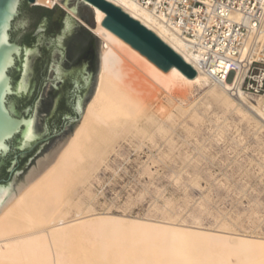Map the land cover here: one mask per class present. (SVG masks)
<instances>
[{"label": "bare ground", "instance_id": "obj_1", "mask_svg": "<svg viewBox=\"0 0 264 264\" xmlns=\"http://www.w3.org/2000/svg\"><path fill=\"white\" fill-rule=\"evenodd\" d=\"M108 1L180 54L197 71L196 79L176 67L161 72L102 26L103 11L83 1L93 10L95 22L93 28L84 25L103 44L97 85L57 162L0 214V264H264V238L78 209L76 188L99 162L98 152L107 151L119 136L147 133L143 127L148 121L152 136L167 134L152 104L146 105L150 96L159 99L165 94L172 104L176 85L189 91L206 87L222 107L238 106L264 127L263 98L243 93L233 79L223 80L229 65L217 60L209 66L211 46L183 39L172 25L131 0ZM54 2L77 18L69 0H37L50 9ZM124 57L137 61L151 81L135 82L137 74L131 77L126 72ZM241 80L240 76L236 82ZM177 108L184 112L181 105ZM74 207L75 215L69 218Z\"/></svg>", "mask_w": 264, "mask_h": 264}, {"label": "rangeland", "instance_id": "obj_2", "mask_svg": "<svg viewBox=\"0 0 264 264\" xmlns=\"http://www.w3.org/2000/svg\"><path fill=\"white\" fill-rule=\"evenodd\" d=\"M69 5L77 22L95 26L86 3ZM124 59L135 82L151 81L137 61ZM159 99L145 104L167 134L152 136L148 121L147 133L119 136L98 152L99 162L76 188L78 209L264 238V127L238 106L222 107L206 87L176 85L172 104L165 94Z\"/></svg>", "mask_w": 264, "mask_h": 264}, {"label": "water", "instance_id": "obj_3", "mask_svg": "<svg viewBox=\"0 0 264 264\" xmlns=\"http://www.w3.org/2000/svg\"><path fill=\"white\" fill-rule=\"evenodd\" d=\"M83 1L103 11L102 26L161 72L176 67L196 79L191 64L121 7ZM36 9L56 11L62 25L46 24ZM80 34L93 40V61L70 51ZM99 68L100 40L55 2L50 9L37 0H0V214L57 162L92 97Z\"/></svg>", "mask_w": 264, "mask_h": 264}, {"label": "built area", "instance_id": "obj_4", "mask_svg": "<svg viewBox=\"0 0 264 264\" xmlns=\"http://www.w3.org/2000/svg\"><path fill=\"white\" fill-rule=\"evenodd\" d=\"M131 1L172 25L183 39L211 46L209 66L227 63L223 80L233 79L237 89L264 103V0Z\"/></svg>", "mask_w": 264, "mask_h": 264}, {"label": "flooded vegetation", "instance_id": "obj_5", "mask_svg": "<svg viewBox=\"0 0 264 264\" xmlns=\"http://www.w3.org/2000/svg\"><path fill=\"white\" fill-rule=\"evenodd\" d=\"M44 21L50 26L62 25L61 17H56V11L50 12L49 15L44 16ZM93 40L89 39L86 35L80 34L73 38L70 43V51L74 53H80L84 58H90L91 61L94 60V51H93Z\"/></svg>", "mask_w": 264, "mask_h": 264}, {"label": "trees", "instance_id": "obj_6", "mask_svg": "<svg viewBox=\"0 0 264 264\" xmlns=\"http://www.w3.org/2000/svg\"><path fill=\"white\" fill-rule=\"evenodd\" d=\"M36 10L40 11L41 13H43L42 16H47L50 13V11H48V10H43V9H36Z\"/></svg>", "mask_w": 264, "mask_h": 264}, {"label": "snow or ice", "instance_id": "obj_7", "mask_svg": "<svg viewBox=\"0 0 264 264\" xmlns=\"http://www.w3.org/2000/svg\"><path fill=\"white\" fill-rule=\"evenodd\" d=\"M14 11V9H12ZM69 91H71V86L69 87Z\"/></svg>", "mask_w": 264, "mask_h": 264}]
</instances>
